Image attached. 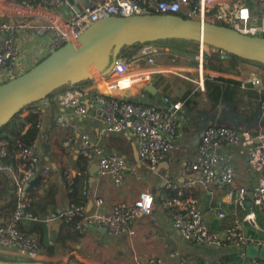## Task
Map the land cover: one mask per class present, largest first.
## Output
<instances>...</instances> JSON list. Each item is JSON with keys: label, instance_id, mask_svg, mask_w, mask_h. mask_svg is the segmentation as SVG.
<instances>
[{"label": "built area", "instance_id": "built-area-1", "mask_svg": "<svg viewBox=\"0 0 264 264\" xmlns=\"http://www.w3.org/2000/svg\"><path fill=\"white\" fill-rule=\"evenodd\" d=\"M71 1L0 0V83L25 72L30 62L36 64L66 42L77 46L78 36L94 21L107 16L177 14L264 37V0H255V11L243 0H83L80 8L72 10L67 17L62 16L57 9L71 6ZM27 41V52L24 54L22 47ZM157 54L156 47H143L135 56L127 59L118 57L107 74L93 68L92 74L101 76L104 87L96 86L97 90L90 101L92 106H96L93 117L98 121L100 131L103 134L123 133L129 136L136 145L138 159L151 169L165 160L173 148L180 127V104H172L167 109L151 103L135 102L125 97L124 90L135 84L151 83V70L142 69L145 67H140L139 63L143 61L151 65ZM240 82L242 86L248 84L257 91L264 90V77L254 71L241 78ZM59 95L60 104L67 107L70 113L83 115L87 112L82 87L67 86ZM40 109V105H35L30 113L37 116ZM259 109H264V100L260 101ZM40 123L41 120L36 117L28 127L38 128ZM55 123L68 131L62 145H75L84 162L94 163L97 175L108 177L115 187L125 185L128 172L138 175L136 168L130 166L124 156L116 151L105 152L98 142L80 129L75 120L59 114ZM10 124L14 125L15 121ZM21 135L14 138L15 149L11 151V136L0 131V159H17L19 168L14 186L16 202L13 214L7 224L0 225V254L17 261L42 260L45 257L40 252L38 240L18 228L20 219L30 216L27 211L30 197L26 194V184L39 170L37 138L23 144L19 141ZM236 155L244 159L246 169L255 175V183L250 190L237 183L234 170ZM0 168L3 167L0 165ZM42 171L47 173L48 167H43ZM80 173L70 166L63 168L61 176L67 192L73 191L75 178ZM179 173L181 181L173 177L164 179L165 189L173 194L167 196L163 193L161 200L166 217L181 239L211 248L264 247V226L258 227L254 212L258 210L264 222L262 128L251 131L222 123L206 125L194 155L182 164ZM212 184L226 186L225 201L243 212L242 216L235 217L232 223L222 229L209 228L198 202L186 196L187 190L193 187L207 188ZM102 204L100 197L95 198L94 206L90 209L84 202L70 201L61 216L80 234L90 227H104L110 236H132L136 233L138 220L152 212L155 199L150 190L140 189L130 200L117 201L107 210L102 209ZM218 217H224V212H218ZM245 224L258 229L262 237L247 232ZM169 255L177 257L173 264H193L178 251ZM155 263L161 264L160 260Z\"/></svg>", "mask_w": 264, "mask_h": 264}, {"label": "crops", "instance_id": "crops-1", "mask_svg": "<svg viewBox=\"0 0 264 264\" xmlns=\"http://www.w3.org/2000/svg\"><path fill=\"white\" fill-rule=\"evenodd\" d=\"M243 1L255 11V0ZM82 4L83 0H72L71 6H61L57 11L67 17L72 10L80 8ZM30 21L34 22L31 19ZM27 44L28 41L22 47L24 54L27 52ZM196 45L198 52L194 54L196 65L193 67L189 63L183 65L172 63L174 59L167 48L163 51L158 50L153 64L149 65L143 61L139 63L140 67H145L142 69L151 70L154 92L146 89L148 84H135L124 90L125 97L131 101L151 103L167 109L172 104H180L178 136L167 158L153 169L136 159L137 148L129 136L123 133L103 134L100 131L98 121L93 117L96 106L90 103L92 95L97 90L96 86L104 87V80L98 73H94L93 78L81 86L84 89L83 102L87 106L85 114L70 113L67 107L60 104L59 92H55L50 99L45 98L23 108L14 125L8 124L0 128V131L8 133L13 140L16 136L24 134L36 117L41 120L39 127L36 128L39 170L26 184L27 190L25 187L26 194L30 197V206L27 210L30 216L22 217L18 228L38 240L40 252L45 258L58 259L69 264L71 262L76 264L78 260L85 261L86 264H156L157 260H160L161 264H173L177 257H171L169 253L178 251L193 264H258L257 260H261L248 258L244 253L245 248L237 249L231 246L211 248L181 239L173 230L162 205V194L165 193L167 196L173 194L172 191L165 189L163 180L166 177H173L181 181L179 170L182 164L194 155L204 127L211 123H230L228 125L241 123L238 119L221 115L218 106L225 102L212 107L205 94L204 79L206 76H222L240 81L243 77L236 73L244 62L226 59L223 61L224 70L205 68L203 54L208 55L216 50L207 48L200 42ZM218 54L224 56L222 52ZM33 65L30 62L28 68ZM191 71L199 73L201 83L197 93L183 88L182 81L186 78L184 74ZM35 105L41 106L37 116L30 113ZM230 110L237 116L241 115L231 108ZM59 114L75 120L80 129L86 131L93 141L98 142L105 152L116 151L124 156L130 166L136 168L138 175L128 172L126 183L121 187H115L106 176H98L96 170L93 176H90L89 167L94 163L86 164L79 156L75 145L71 147L62 145L68 131L55 123V118ZM0 165L3 167L0 168V225H4L10 221L14 211L16 202L14 186L19 168L17 159L1 158ZM8 165L11 167L8 168ZM45 166L48 167L47 173L42 171ZM66 166L81 171L75 178V192L72 194L66 191L61 176ZM234 170L237 183L250 190L255 183V175L246 169L244 159L238 155L234 158ZM37 178L39 180L33 183ZM140 189L150 190L154 195L155 204L149 215L138 220L135 226L136 233L132 236L128 234L110 236L95 227H90L80 234L61 216L70 201L84 202L87 209H90L94 206L95 198L100 197L103 200L102 209L107 210L117 201L130 200ZM226 191V186L212 184L207 188L193 187L186 192V196L198 202L211 229H222L232 223L235 217L243 215L242 211L225 201ZM249 208L252 209L250 205ZM220 211L224 212L222 218L218 217ZM254 212L258 227L262 228L263 217L258 210L255 209ZM245 229L250 234L262 237L258 229L247 224Z\"/></svg>", "mask_w": 264, "mask_h": 264}, {"label": "water", "instance_id": "water-1", "mask_svg": "<svg viewBox=\"0 0 264 264\" xmlns=\"http://www.w3.org/2000/svg\"><path fill=\"white\" fill-rule=\"evenodd\" d=\"M163 39L197 41L242 59L264 64V37L244 34L225 25L177 14L107 16L89 25L78 36L77 46L66 42L25 72L0 83V127L25 106L45 99L52 91L91 80L93 68L102 74L109 73L124 46ZM146 89L155 91L151 83ZM135 155L138 160L137 150ZM96 169L95 164L91 165L89 175L93 176ZM99 230L106 233L104 227ZM244 253L250 259H264V247L249 245ZM0 264L56 263L0 259Z\"/></svg>", "mask_w": 264, "mask_h": 264}, {"label": "trees", "instance_id": "trees-1", "mask_svg": "<svg viewBox=\"0 0 264 264\" xmlns=\"http://www.w3.org/2000/svg\"><path fill=\"white\" fill-rule=\"evenodd\" d=\"M178 40L184 41L182 39H178ZM185 41L186 42H193L195 44L198 43L197 41H192V40H185ZM147 43H150V42L135 43V44H132L129 46H124L121 50L119 57L127 59V58H129L135 54H138L140 52L141 48L143 47V45L147 44ZM209 47L214 48L212 46H209ZM214 49L216 51L213 53H210L208 55L206 53L203 54V66L205 68L215 69V70H224L223 61L227 59V60L233 61V62L239 60V61H242L246 64L254 65L256 67L264 69V64H262L260 62L242 59V58H240L234 54L227 53V52L221 51V50L216 49V48H214ZM217 51L220 53L222 52L224 54V56H221L220 54H218ZM183 52H184V54L193 53L189 50H186ZM234 71L236 73L235 68H234ZM87 81H89V80L78 82L72 86L81 87ZM204 86H205V94L207 95V98H208L209 102L211 103L212 107H215L220 102H225L226 104H228L230 106V108L233 111L238 112L244 116L243 118H244L245 123L246 122H252L253 120H255L256 117L259 115V112H262L264 110V109L263 110L259 109V102L261 100H264V91H257L255 89H252L250 87V85H248V84H245L244 86H242V84L239 80L229 78V77H222V76H215V77L206 76L204 79ZM66 87H67V85L52 91L51 93H49L47 95L46 98L50 99V97L55 92H60ZM30 105H32V104H30ZM25 107H27V106H25ZM18 114L19 113H17L13 118H11V120L7 124H5L4 126L14 122L18 118ZM4 126H2V127H4ZM36 135H37L36 127L31 126L24 134H22L20 136L19 141L23 144H28L36 137ZM14 141H15V139L10 141V147H11L12 151H14V149H15ZM38 180H39V178H37V180L33 181V183L38 181ZM27 189L28 188L26 187V190ZM74 192H75V187H74L73 191L71 192V194ZM0 259L7 260V261H17L15 259L6 257L4 255H0ZM42 261H46V260L42 259ZM46 262H49V261H46ZM257 263L258 264H264V259L257 260Z\"/></svg>", "mask_w": 264, "mask_h": 264}, {"label": "rangeland", "instance_id": "rangeland-1", "mask_svg": "<svg viewBox=\"0 0 264 264\" xmlns=\"http://www.w3.org/2000/svg\"><path fill=\"white\" fill-rule=\"evenodd\" d=\"M198 20H200L199 18H196ZM205 21V20H203ZM223 25V24H220ZM226 26V25H225ZM156 47L158 50H164L165 48H167L169 50V54L172 57V59H174V61H171L172 63H176V65H183V64H188L195 66L196 63L194 61H196V57L194 54H196L198 52L197 50V45L193 42H186V41H181V40H175V39H163V40H158L155 42H150L147 44H144L143 47ZM207 48L209 47L208 45ZM142 47V48H143ZM189 50L191 52H193L192 54H184L183 51ZM193 55V56H192ZM173 70H179V69H173ZM250 71H254L258 74H260L262 77H264V69L256 67L254 65H250V64H246L244 63V65L242 67H240L238 69V72L236 73L237 75H240L241 77H246L248 76ZM199 73L191 71V72H187L184 74V76H186V78L182 81L183 84V88L184 89H189L191 92L193 93H197L199 91V86H200V81H199ZM172 83H169V85ZM194 98V97H193ZM218 109L221 112V115H225L228 117H231L233 119H238L240 120V124H234L233 125L242 128V129H247V130H257L258 128H262L264 129V110L262 112H259V115L256 117L255 120H253L252 122H244V118L240 115L237 116L234 113L231 112L230 107L228 104L223 103L221 105L218 106ZM222 122V121H221ZM226 123V122H224ZM250 123V124H249ZM230 124V123H227ZM2 255V254H0ZM44 260L52 262V263H56V264H69V262H64L62 260H58V259H47L44 258ZM71 264H75L72 263ZM76 264H86L85 261H77Z\"/></svg>", "mask_w": 264, "mask_h": 264}, {"label": "bare ground", "instance_id": "bare-ground-1", "mask_svg": "<svg viewBox=\"0 0 264 264\" xmlns=\"http://www.w3.org/2000/svg\"><path fill=\"white\" fill-rule=\"evenodd\" d=\"M222 16V15H221ZM222 18H227L226 16H222Z\"/></svg>", "mask_w": 264, "mask_h": 264}]
</instances>
